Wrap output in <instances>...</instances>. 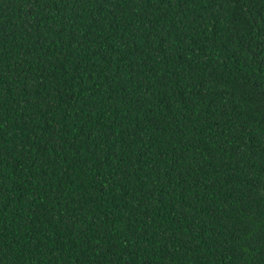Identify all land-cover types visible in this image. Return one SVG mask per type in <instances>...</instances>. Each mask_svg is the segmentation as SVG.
<instances>
[{
    "label": "trees",
    "instance_id": "1",
    "mask_svg": "<svg viewBox=\"0 0 264 264\" xmlns=\"http://www.w3.org/2000/svg\"><path fill=\"white\" fill-rule=\"evenodd\" d=\"M0 264H264V0H0Z\"/></svg>",
    "mask_w": 264,
    "mask_h": 264
}]
</instances>
